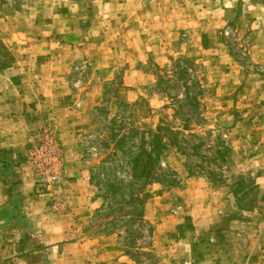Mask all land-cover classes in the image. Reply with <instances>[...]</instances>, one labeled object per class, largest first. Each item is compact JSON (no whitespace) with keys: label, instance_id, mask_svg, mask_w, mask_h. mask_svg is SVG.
Wrapping results in <instances>:
<instances>
[{"label":"rangeland","instance_id":"rangeland-1","mask_svg":"<svg viewBox=\"0 0 264 264\" xmlns=\"http://www.w3.org/2000/svg\"><path fill=\"white\" fill-rule=\"evenodd\" d=\"M13 75L38 83L53 106L22 155L34 179L36 236L15 232L26 226L18 201L0 205V264H264V192L247 167L264 141L253 145L245 133L264 125V0H0V94ZM75 100L88 116L63 145L59 121L70 122ZM158 125L180 132L183 152L164 151L137 225L125 226L124 202L107 222L103 213L117 204L101 189L120 165L106 159L110 138ZM44 127L62 151L61 180L49 189L29 161ZM68 159L92 176L77 199L82 211L62 219L75 178L64 174ZM11 161L0 158V174ZM46 224L71 230L46 232Z\"/></svg>","mask_w":264,"mask_h":264},{"label":"crops","instance_id":"crops-1","mask_svg":"<svg viewBox=\"0 0 264 264\" xmlns=\"http://www.w3.org/2000/svg\"><path fill=\"white\" fill-rule=\"evenodd\" d=\"M34 72L40 76V72H43V69L40 68ZM27 73L28 71H24V74ZM59 73L63 75L64 71H60ZM38 86V83L27 82L26 79L13 75L12 81L8 85L6 84V88L0 94V158L12 160L10 162V169L8 168L7 172H1L0 174V205L18 201L24 212L23 217L26 223L24 225L26 226L23 228L17 226L15 232L21 235L27 233L33 236H36V226L34 223L39 221V215H37L38 213L34 209L33 201L35 199L31 194L34 186L32 171L22 155L31 146V133L42 126L46 114H52L51 105L53 106L51 104L53 102L49 103L47 99L46 101L43 100V94H41L43 89ZM77 101H72L70 107L67 109L70 122H65L62 119L59 121V135L62 138L63 145H67L68 139L74 134L76 135L83 128L88 116L89 109L83 106L84 102L80 101L78 104L80 108H75ZM241 131L242 128H232L230 134H238ZM245 133L248 135V138H251L249 142L253 145L264 141V125L246 127ZM249 159L250 162L246 159V162H249V166L247 165V167L254 170L256 182L260 192L263 193L264 148H261L254 156L251 154ZM78 166V161L68 159L64 169L65 175H71L75 178L70 183H67L68 186L64 189V197L70 210L62 213V219L65 216H68L67 218L70 216L74 217L76 213L78 214L82 211L81 203H77V199L81 200L83 185L90 175L87 168L80 169ZM31 224L33 226H30ZM43 226L47 227L46 232H49V230L50 232L71 230L64 225H62L63 227L56 226V224H46ZM31 242L33 243L32 247L36 248V245H34L36 240L31 239ZM9 246V242H4L5 249Z\"/></svg>","mask_w":264,"mask_h":264},{"label":"trees","instance_id":"trees-1","mask_svg":"<svg viewBox=\"0 0 264 264\" xmlns=\"http://www.w3.org/2000/svg\"><path fill=\"white\" fill-rule=\"evenodd\" d=\"M162 128L161 125H158L155 131H138L136 128H131V132L128 136L122 133L112 135L110 138V141L113 142L111 148L108 147L109 144H111L109 139L104 143V145L109 148L106 159L115 160L117 161L116 164H120L119 166L117 165V167L111 165L113 177L111 179L108 177L107 180L103 182L101 189L103 192L102 196L105 197V199L113 198L117 204V207H110L107 213H103L104 217L108 219L107 222L115 224L119 211L122 209V203L124 202L129 203L131 206L130 215H128V218L124 221L125 226L131 224L137 225V205L146 194V186L153 180L157 181L162 179L156 177V169L162 172L165 170L160 165V160L164 157V151L168 149V146L173 145L179 152H183V150L179 149L180 146L177 143V137L180 132L168 127L163 128V130ZM165 130L171 134V136L167 138V141L163 139L164 133L166 132ZM137 135H140V137ZM135 136L138 137L136 142L133 141ZM123 162L125 169L121 167ZM117 168L119 169L117 170ZM187 168L188 174L195 172L194 169H192L193 167L188 166ZM123 171L129 174V179L127 181L119 177L118 173ZM171 172L173 179H175V172L172 170ZM252 187L253 185L249 184L247 188L250 191Z\"/></svg>","mask_w":264,"mask_h":264},{"label":"built area","instance_id":"built-area-1","mask_svg":"<svg viewBox=\"0 0 264 264\" xmlns=\"http://www.w3.org/2000/svg\"><path fill=\"white\" fill-rule=\"evenodd\" d=\"M33 139L30 165L37 177L36 183L49 189L61 180L62 151L51 127H44Z\"/></svg>","mask_w":264,"mask_h":264}]
</instances>
